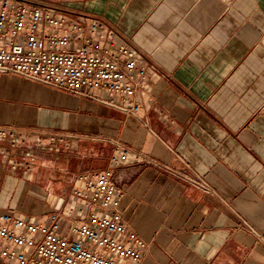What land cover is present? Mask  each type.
<instances>
[{
    "label": "crops",
    "instance_id": "1",
    "mask_svg": "<svg viewBox=\"0 0 264 264\" xmlns=\"http://www.w3.org/2000/svg\"><path fill=\"white\" fill-rule=\"evenodd\" d=\"M37 1L100 19L94 52L127 47L150 69L137 111L102 91L0 72V130L27 141L14 156L27 166L0 155V217L45 223L78 201L75 176L107 167L122 145L153 165L121 184L119 201L146 251L116 262L264 264V0ZM42 129L70 138L40 151Z\"/></svg>",
    "mask_w": 264,
    "mask_h": 264
},
{
    "label": "built area",
    "instance_id": "2",
    "mask_svg": "<svg viewBox=\"0 0 264 264\" xmlns=\"http://www.w3.org/2000/svg\"><path fill=\"white\" fill-rule=\"evenodd\" d=\"M103 28L98 18L37 0H0V72L66 91H102L137 111L133 98L150 67L127 47L94 52V38L103 37ZM33 137L40 151H57L70 138L45 129ZM25 142L15 129H1L0 155L11 161L23 157L16 149ZM113 147L107 167L75 176L78 185L70 198L78 201L70 208L49 212L45 223L13 212L1 215L0 264H120L118 257L140 262L147 246L120 216L121 184L153 162L132 147ZM28 155L33 158L31 150ZM66 221L71 223L68 236L61 233Z\"/></svg>",
    "mask_w": 264,
    "mask_h": 264
}]
</instances>
